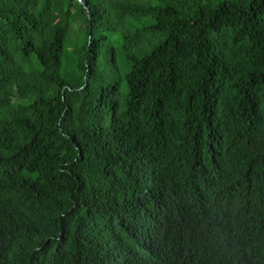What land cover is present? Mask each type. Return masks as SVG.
Here are the masks:
<instances>
[{
    "label": "trees",
    "instance_id": "1",
    "mask_svg": "<svg viewBox=\"0 0 264 264\" xmlns=\"http://www.w3.org/2000/svg\"><path fill=\"white\" fill-rule=\"evenodd\" d=\"M0 264H264V0H0Z\"/></svg>",
    "mask_w": 264,
    "mask_h": 264
},
{
    "label": "bare ground",
    "instance_id": "2",
    "mask_svg": "<svg viewBox=\"0 0 264 264\" xmlns=\"http://www.w3.org/2000/svg\"><path fill=\"white\" fill-rule=\"evenodd\" d=\"M107 205V204H106ZM224 262V261H223Z\"/></svg>",
    "mask_w": 264,
    "mask_h": 264
}]
</instances>
